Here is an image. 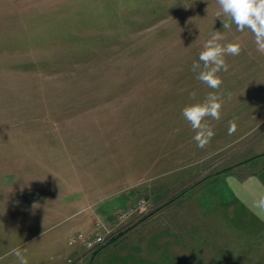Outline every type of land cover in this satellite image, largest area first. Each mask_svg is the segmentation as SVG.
<instances>
[{
  "label": "rangeland",
  "instance_id": "obj_1",
  "mask_svg": "<svg viewBox=\"0 0 264 264\" xmlns=\"http://www.w3.org/2000/svg\"><path fill=\"white\" fill-rule=\"evenodd\" d=\"M218 11L0 0V264H20L17 248L28 264H264V54ZM214 31L242 44L219 90L192 71ZM214 91L221 118H206L215 135L201 148L182 109ZM139 196L147 208L117 222ZM73 231L113 239L90 250L67 243Z\"/></svg>",
  "mask_w": 264,
  "mask_h": 264
},
{
  "label": "clouds",
  "instance_id": "obj_2",
  "mask_svg": "<svg viewBox=\"0 0 264 264\" xmlns=\"http://www.w3.org/2000/svg\"><path fill=\"white\" fill-rule=\"evenodd\" d=\"M220 11L216 17H227L230 22L223 21V28L230 29L235 24L236 30L243 33L249 30L255 38L258 52L264 54V0H216ZM224 36L221 31H214L199 54V62H193L192 71L196 79L206 84L209 88L219 90L223 84L218 75L221 70L227 72L229 65L225 56H237L242 50L240 42L222 44ZM195 97V93L190 94ZM223 106L222 94L218 91L210 92L203 102L187 105L182 109L184 119L191 125L195 132L193 139L197 146L203 148L215 135L212 127L206 122L207 117L213 120L221 118ZM236 129L235 121L229 122L228 132L232 134ZM178 131V130H177ZM264 204V201H261ZM10 255H15L20 264H28V260L20 249H13Z\"/></svg>",
  "mask_w": 264,
  "mask_h": 264
},
{
  "label": "built area",
  "instance_id": "obj_3",
  "mask_svg": "<svg viewBox=\"0 0 264 264\" xmlns=\"http://www.w3.org/2000/svg\"><path fill=\"white\" fill-rule=\"evenodd\" d=\"M148 206L147 198L144 196L136 197L131 203L126 206H121L115 211V218L117 222H122L126 220L129 216L140 213L144 211ZM95 228H99L102 225L100 219H95L93 222ZM113 237V234L105 235L100 231H94L90 234H84L80 231L70 233L66 237V241L68 244H74L76 242H81L84 247L87 249H98L102 246L106 241H109Z\"/></svg>",
  "mask_w": 264,
  "mask_h": 264
},
{
  "label": "crops",
  "instance_id": "obj_4",
  "mask_svg": "<svg viewBox=\"0 0 264 264\" xmlns=\"http://www.w3.org/2000/svg\"><path fill=\"white\" fill-rule=\"evenodd\" d=\"M91 178V177H90ZM78 189H81V188H78ZM78 189H74L73 191H71V193L70 194H68V196H71V195H75V194H77V192H78ZM80 191H83V190H80ZM84 192V191H83ZM85 195V194H84ZM69 202V204H72V202L73 201H75L74 199H72V200H68ZM88 201H90V200H88ZM87 201V198H85L83 201H81L80 203H79V201L77 202V204H75V205H79V206H81V205H83L84 206V208H85V206H86V204H89V202ZM74 203V202H73ZM99 207L100 206H97L95 209H93V212H92V214H87L86 213V215H84V216H82L74 225H73V228H75L76 226H82L84 229H88V226H90L91 225V223H92V221H91V218L90 217H92V216H96V217H98L99 216V214H101V212L99 211ZM80 210H81V208H79ZM79 210L78 209H76V210H74L73 211V213H75V212H78ZM99 218V217H98ZM90 230V229H89ZM88 232V231H87ZM72 233H74V231L72 232ZM81 243V242H80ZM81 245H82V247H84L83 246V244L81 243ZM96 254V253H95ZM84 256L86 255V253L85 254H83ZM83 255H81V254H79L78 256H76V259H75V261L73 262V263H71V264H76L77 262H80V260L83 258ZM82 256V258L81 259H79L80 257ZM86 257V256H85ZM163 257V256H162ZM93 258H94V255H93Z\"/></svg>",
  "mask_w": 264,
  "mask_h": 264
},
{
  "label": "trees",
  "instance_id": "obj_5",
  "mask_svg": "<svg viewBox=\"0 0 264 264\" xmlns=\"http://www.w3.org/2000/svg\"><path fill=\"white\" fill-rule=\"evenodd\" d=\"M157 207H159V205H157V206H154V208L153 209H150V212H152V211H154ZM113 239V238H112Z\"/></svg>",
  "mask_w": 264,
  "mask_h": 264
}]
</instances>
